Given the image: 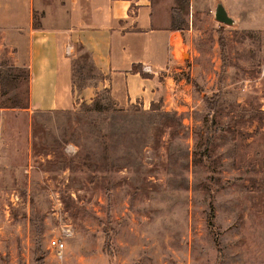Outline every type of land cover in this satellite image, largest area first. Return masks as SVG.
<instances>
[{"label":"rangeland","instance_id":"374dc122","mask_svg":"<svg viewBox=\"0 0 264 264\" xmlns=\"http://www.w3.org/2000/svg\"><path fill=\"white\" fill-rule=\"evenodd\" d=\"M154 1L178 36L147 108L78 97L76 45L70 101L28 111L0 42V264H264V0Z\"/></svg>","mask_w":264,"mask_h":264},{"label":"crops","instance_id":"0c3cea01","mask_svg":"<svg viewBox=\"0 0 264 264\" xmlns=\"http://www.w3.org/2000/svg\"><path fill=\"white\" fill-rule=\"evenodd\" d=\"M177 36L154 0H0V42L12 65L26 69L28 111L70 101L76 45L99 75L78 97L102 88L119 103L147 108L169 78L163 73L174 65Z\"/></svg>","mask_w":264,"mask_h":264},{"label":"water","instance_id":"95a60500","mask_svg":"<svg viewBox=\"0 0 264 264\" xmlns=\"http://www.w3.org/2000/svg\"><path fill=\"white\" fill-rule=\"evenodd\" d=\"M213 17L216 21L220 23H224V24L232 23V19L227 15L224 7L220 3L216 4L213 12Z\"/></svg>","mask_w":264,"mask_h":264},{"label":"built area","instance_id":"2783aa9c","mask_svg":"<svg viewBox=\"0 0 264 264\" xmlns=\"http://www.w3.org/2000/svg\"><path fill=\"white\" fill-rule=\"evenodd\" d=\"M143 69H147V67H143ZM69 229H66L68 231ZM63 239L61 237H51L48 240V246L54 250V253L57 256L61 255L63 249Z\"/></svg>","mask_w":264,"mask_h":264},{"label":"trees","instance_id":"16d2710c","mask_svg":"<svg viewBox=\"0 0 264 264\" xmlns=\"http://www.w3.org/2000/svg\"><path fill=\"white\" fill-rule=\"evenodd\" d=\"M171 29H176V27L171 23ZM135 69V67H132V70H134Z\"/></svg>","mask_w":264,"mask_h":264}]
</instances>
